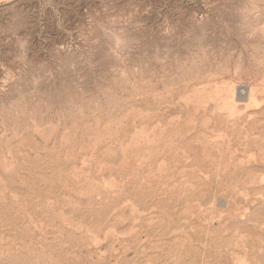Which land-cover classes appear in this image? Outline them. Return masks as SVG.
I'll return each instance as SVG.
<instances>
[{
    "label": "rangeland",
    "instance_id": "1",
    "mask_svg": "<svg viewBox=\"0 0 264 264\" xmlns=\"http://www.w3.org/2000/svg\"><path fill=\"white\" fill-rule=\"evenodd\" d=\"M263 128L264 0H0V264H264Z\"/></svg>",
    "mask_w": 264,
    "mask_h": 264
},
{
    "label": "bare ground",
    "instance_id": "2",
    "mask_svg": "<svg viewBox=\"0 0 264 264\" xmlns=\"http://www.w3.org/2000/svg\"><path fill=\"white\" fill-rule=\"evenodd\" d=\"M254 101V100H253ZM236 112V111H235ZM234 112H232V114H233ZM238 113H240V112H238ZM238 113H235V114H238ZM255 115V114H254ZM229 117V116H228ZM206 118V117H205ZM205 129V128H204ZM264 129V128H263ZM196 133V132H195ZM216 133V132H215ZM256 136V135H255ZM241 161V160H240ZM246 197V196H245Z\"/></svg>",
    "mask_w": 264,
    "mask_h": 264
}]
</instances>
